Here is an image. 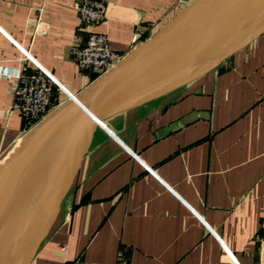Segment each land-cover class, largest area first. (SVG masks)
Returning a JSON list of instances; mask_svg holds the SVG:
<instances>
[{"label":"crops","instance_id":"obj_1","mask_svg":"<svg viewBox=\"0 0 264 264\" xmlns=\"http://www.w3.org/2000/svg\"><path fill=\"white\" fill-rule=\"evenodd\" d=\"M76 1L0 0V164L31 130L8 113L18 72H48L60 107L99 78L70 54L90 32L125 58L194 0H100L96 27ZM251 20L104 121L30 264H264V12Z\"/></svg>","mask_w":264,"mask_h":264},{"label":"water","instance_id":"obj_2","mask_svg":"<svg viewBox=\"0 0 264 264\" xmlns=\"http://www.w3.org/2000/svg\"><path fill=\"white\" fill-rule=\"evenodd\" d=\"M262 12L264 0H194L83 93L31 129L0 166V264L31 263L95 131L107 118L145 100ZM263 32L264 23L254 35ZM197 116L193 113L173 128Z\"/></svg>","mask_w":264,"mask_h":264},{"label":"built area","instance_id":"obj_3","mask_svg":"<svg viewBox=\"0 0 264 264\" xmlns=\"http://www.w3.org/2000/svg\"><path fill=\"white\" fill-rule=\"evenodd\" d=\"M51 1L43 0V4ZM73 7L79 15L80 24L85 27L99 26L106 19L107 7L100 0H78ZM70 54L81 71L97 77L109 72L123 59L110 47L107 35L100 32H90L84 46L72 49ZM16 78L17 86L8 113H17L32 129L58 107L54 97L58 83L43 69L30 73L24 68L16 74Z\"/></svg>","mask_w":264,"mask_h":264},{"label":"rangeland","instance_id":"obj_4","mask_svg":"<svg viewBox=\"0 0 264 264\" xmlns=\"http://www.w3.org/2000/svg\"><path fill=\"white\" fill-rule=\"evenodd\" d=\"M255 21H257V20H255V19H254V20H251L250 22L247 23V25L244 26L243 29H245L246 27H249V28L254 27V26H255ZM232 37H233V36H232ZM210 49H211V48H210ZM208 50H209V49H208ZM208 50H207V51H208ZM207 51H206V52H207ZM206 52H204V53H206ZM188 66H189V64H188L184 69H181L180 72H182V71H184V70H187V67H188Z\"/></svg>","mask_w":264,"mask_h":264},{"label":"bare ground","instance_id":"obj_5","mask_svg":"<svg viewBox=\"0 0 264 264\" xmlns=\"http://www.w3.org/2000/svg\"><path fill=\"white\" fill-rule=\"evenodd\" d=\"M222 39H223V38H222ZM217 43H218V42H217ZM217 43H216V44H217ZM216 44H214V45H216ZM219 44H220V43H219ZM214 45H212L211 47H213ZM211 47H209L208 49H210ZM208 49H207V50H208ZM207 50H206V51H207ZM211 52H212V51H211ZM203 53H204V52H203ZM202 56H203V55H202ZM204 56H205V55H204ZM203 61H204V60H203ZM185 67H186V66H185ZM183 69H184V68H183ZM154 95H156V94H154ZM3 163H4V162H3ZM3 163H1L0 166H1Z\"/></svg>","mask_w":264,"mask_h":264}]
</instances>
